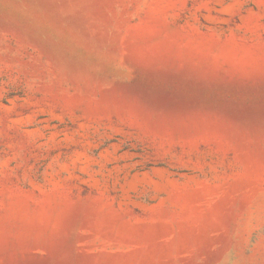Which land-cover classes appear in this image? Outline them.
Instances as JSON below:
<instances>
[{
  "label": "rangeland",
  "instance_id": "rangeland-1",
  "mask_svg": "<svg viewBox=\"0 0 264 264\" xmlns=\"http://www.w3.org/2000/svg\"><path fill=\"white\" fill-rule=\"evenodd\" d=\"M0 264H264V0H0Z\"/></svg>",
  "mask_w": 264,
  "mask_h": 264
}]
</instances>
